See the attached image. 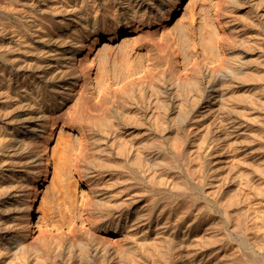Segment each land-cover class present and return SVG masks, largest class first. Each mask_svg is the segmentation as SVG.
Instances as JSON below:
<instances>
[{
	"label": "bare ground",
	"instance_id": "obj_1",
	"mask_svg": "<svg viewBox=\"0 0 264 264\" xmlns=\"http://www.w3.org/2000/svg\"><path fill=\"white\" fill-rule=\"evenodd\" d=\"M73 1H76V0H69L70 3H72ZM117 1H118L117 4H120V6L124 7L126 10L124 13L123 12H117V13L114 12L117 16V19L122 20L120 26L125 27L124 29H128V30L132 29V30L138 31L137 36L139 35V38L137 37L138 42H137V40L135 41L136 44L138 43L135 50L138 47L148 46L149 48L148 49L146 48L148 50V52H147L148 54H146V55L149 56L148 57L149 60L154 59V61L150 60L151 65L144 68L143 66H144L145 62L143 65H141V61L143 60L142 55L139 56V54H137V56L135 55L136 58H133L134 55H132L133 61L130 60L129 63H127V64L124 61L125 62L124 65L125 64L128 65L127 69H124L125 67L124 68L122 67L124 69L123 70L124 72L127 70L126 73H124L123 71L122 72L120 71L119 72L120 75L118 77H117V74L115 75L117 77L116 80H118V81H116V82H118V84L117 83H115V84L118 86L113 87L114 84L112 86L111 81L107 80L109 83L108 82L106 83V80H105L104 83H106L107 85L108 84H110V85L105 86V88H107V90L105 92H104V89H102L103 91L99 90L101 92H99L98 99L95 98L96 100H93L94 98L92 96H90V94L89 95L87 94L84 97L85 100H84V98L82 99V100H84V101H82V102H84V105H82L83 103L80 101L76 103V104L82 103L81 104L82 107L80 106V108H79L80 110L79 109L77 110L78 112L70 111V108H68V111H70V113L66 110L70 114V115H67L66 117H67V119L70 118V122L72 124H78V125L80 124L81 127L83 126V127L87 128V130L90 132H96V130L98 131V128L100 127L99 125L100 124L102 125V123L105 120H107L106 121L107 123H109V124L111 123L112 133H113L114 142H115L114 143V145H115V154L114 155L115 156H114V160L112 162H111V160H109L110 158L109 159L107 158V159L111 164L114 163V164H112L113 165V171L111 170L113 172L112 174H113L114 179H113V177H112V179L114 181L112 183L108 184L106 182V180L102 177L100 178V176L97 177L96 180L92 181V179H94V177L97 176L96 172L98 171V169L100 167H103L100 165H104L105 162L107 163V161H105L107 159H105V160L100 159L103 162L105 161L104 164H100V162H101L100 161V162H98L100 167L96 166L97 160L96 159L93 160L94 157H93V159L91 157H88L90 150L96 152V147L95 148H94V146L91 148H90V146L88 147V145H87L88 143H86L87 141L85 140V138H86L85 137L83 139L86 142L82 140L81 141L82 143L80 144V146L77 147L75 144H72V142L69 144L67 143L66 146L64 147V149L62 150L63 154L61 152H60V154H58V156L63 155V157H60L59 160L64 159L65 161H63L64 162L63 164H67V166L64 165L65 166L64 169L69 170V168H71V167H68V166L74 165L75 170H73V171L76 173H79L78 176H80V173L82 174L80 177H82L81 180L84 183L83 186L84 187L91 186L90 190L92 193L91 192H89V193L91 195H93L90 198V200L86 201V204L84 205V211H82V215L84 216V218L82 217L81 226H74L73 229H70L67 232L68 234L65 232L62 233V234H65V236H67L68 240L66 239V237L65 238L60 237L58 239L56 238V240L53 241V243L55 242V245H51L52 243L50 244L51 248L48 249V255H47L45 250H43V251H45V253H43V251H42L44 244H43V247L41 250L39 249L37 244L35 245V247H32L31 245L28 246V244H27L28 242L26 241L27 242L26 243L24 240V239H27L28 236H25V238H24L23 233H20L21 227L19 228V226L17 224L18 223L16 221L17 218L15 217L16 218L15 219L14 215L11 214L13 211H18L20 206H24V208L26 209V213H28L30 216L34 215L33 206H34L36 196L38 194V192H37L38 188L36 191H33L32 190L33 186H31L30 182H31V180H34L36 178V175L39 173L44 175V176L47 175L49 172V168L45 167V169L43 171L36 168L37 164H39V162L43 161L42 160L43 158L37 157L38 155L35 154L32 146H31L33 144L30 145V143H32V142H30L28 138L30 136H33V135H36L39 133L38 131H40V127L43 124L42 122H44L45 120L51 119L53 121V119L51 117H54L57 114H58L57 117H60L62 119V116H65L66 114H68V113H66V111H63V108L66 105V103H68V101L73 96L72 93L77 88V84L80 81L79 77H81L82 73L86 70V68H84L85 66H82L84 56L81 52L82 48H80V47H85L87 45L86 42L93 33L97 37L96 39L99 40V36L101 35V33H100L101 25H102L101 22H107L108 20H110L113 17L114 13L113 14L109 13L110 12L108 10L109 7L105 6V3L107 2V0L104 2L102 1L101 3L97 4L98 5L97 7H95L96 4L91 7L90 0H83V4H84L83 6L84 7L82 8V6L80 4L78 7V8L81 7L83 9V10H81V8H80L82 14L79 16V19H78V21H79L78 24H80L81 19L83 21L85 20L84 21L85 25H83L84 23L81 24L84 26L83 32H81L82 27H80L78 32H81V34L79 35L78 32H76V29H77L75 27L76 25L74 26L75 27L74 31L76 34L75 33L74 34L71 33V34L73 35V38L77 39V41H75L76 43L71 42L72 44H69L70 42L65 43V41H67L66 37L67 38H69V37L62 35V36H65V37H63L65 39L62 38V41L64 40L63 41L64 43H62L59 46L61 48H63V51L57 52V53H59V55L60 54L61 55H60V58L58 59L59 60L58 65L55 66V68H56L55 71H57V69L59 71L53 73V78L58 77L57 80L54 81L52 83V85L49 84L50 85L49 89H46V88H48L47 85H45L46 82L45 83L42 82L41 83L42 85L41 84L31 85L29 87V89L27 88L26 91H24L23 90L24 88H23L22 89L23 91L18 92V90H17V92H18L17 94H14V95L9 94V95L13 96V98L15 95H16L15 97L18 96V99L15 98V99H17L15 102H17V101L21 102L24 105V107H26L25 104H26L27 100H29V102L31 101L30 99H32L33 102L36 101L34 104L38 106V110H37L38 112L36 113L34 118L26 119L27 117H24L23 113H17V114L15 113L13 118H12V116L10 117L8 115V111H10L12 108H10V110H9L8 107L7 108L5 107L6 109H8V111H7L4 108L0 107L2 109V112L0 111L2 113V115L0 113V115H1V118H0V264H50V263L51 264H120V263L121 264L122 263L123 264H125V263L126 264H133V262L130 261L131 260L130 259L131 258L130 252L132 249L131 247L133 245L135 246L134 241H136V243H137V241L139 242L146 232L145 233L141 232L143 234V236H141V238L139 240H134V238H136L137 235H141V234L135 233L136 237H134V235L132 234V232H133L132 228L134 226H135V228L139 227V226L141 228V226H143L144 224H150V223L152 224L153 233H156V240L155 241L157 244L156 243L155 244L157 245L159 253L161 252V254H167L164 256L162 255L163 258H166L165 256H169L168 253H170V255L173 256V254H171V252L173 251L172 253H174L176 250H178L177 247H179L180 249L182 247V246L180 247V244H179L181 240H179L180 238L177 239L178 235L175 232L176 229L178 227H180L179 224L176 222L177 221L176 219L180 218L181 213L186 209H184L185 207L182 205L184 207L183 208L184 210L182 209V212H181V208H180V212H181V213L179 212L180 216H179V213H177V215H176L177 218L175 216V222L176 223L171 219L167 220V218H168L167 217V215H168L167 205L169 202L168 200L173 197V196L171 197V195L167 194V192L169 190L171 191L173 189V187L175 186V184L178 185L176 180L179 177H183L185 175L184 172H187L188 176L195 178V179H198V182L197 181L196 182L198 183V186L200 188L203 187L204 185L210 186L213 184L215 187H217L216 185L219 186V184L221 186H224L223 183L225 181L227 183V181H229L230 179L232 180L231 177L229 179V176H227V174L229 172H227V174H226V171L228 169V166H226V165H228V164L231 165L235 159H238V158H236L237 155L242 156V154L230 153L229 156H224L223 158H221L223 160L221 161L222 165L221 164H220L221 166L219 165L220 167L214 165L215 168H219V169H215L214 167H212L213 166L212 165L211 166L212 168H206V169H208V171L206 173V170H205L204 164H203L205 162L202 163L203 160L201 159V157H202L201 153H203V152L200 153L199 151H201V149H204L203 147L208 148L209 146H211L213 148V146H216V144H219V143L223 144V142H225V146L234 145L236 147L243 144V141L247 142L246 139L248 140V142L250 141V143H251V139L249 137H247L248 135L247 136L245 135L246 130L245 129L243 130V128L236 126L238 124L234 125V123H233L232 113H235V110L233 109L234 112L232 111V104L235 102H236L235 104H237L238 102L244 103L245 101H248V103L249 102L251 103L252 100L251 101H249V100L252 98L254 99V97L260 99V97L257 96V93L259 92L258 88H260L261 85H264V0H215V7H214L215 10L213 9V11H214L213 14H215V16L212 15L214 17V19L211 18V20L212 21L215 20L217 27L214 28V26H213L214 22L212 23L211 20H209L208 23L205 22L207 24V25L205 24V26H206L205 28L207 30L205 29L204 31H206V32L203 31V29H204L203 26H201L199 28L201 31H203V35L205 36L203 38L201 36L202 34H200L201 38H203L202 41H200V42H197L196 40H194L196 37L192 38V36L196 34L195 33L196 29H194V30L192 29L193 25H191L192 27L190 25H183L184 21H182L180 23L182 26L179 25V27L177 26V28H176V26H174L175 30H174V32L171 33V35L169 33V35H170V36L168 35L169 37L164 32H161L162 36L158 37V35H160L159 30L162 29L160 27L166 26L165 25L166 22H169L173 18V16H174L173 12L175 11V8H177V7L180 8L181 4L184 0H168V1L167 0H117ZM25 4H27V3H25ZM117 4H115V5H117ZM107 6H110V5H107ZM109 9H112V8H109ZM209 9L206 10L207 12H209L208 17L211 16L210 15L211 10L209 11ZM56 10H58V9H56ZM74 10H75V8H74ZM111 12H113V11H111ZM195 15H194V17H195ZM204 15H205V13H204ZM73 16H71V17L73 18ZM52 17L51 18L54 20V16H52ZM184 17H185V15L183 14L182 16H180L178 18L177 21H181V19H183ZM206 17H207V15L204 16L205 21L208 19V18L206 19ZM1 18L4 19V17H2L0 15V19ZM48 18H50V17H48ZM202 19H200V20H202ZM16 20H18V19L16 18ZM47 20H49V19H47ZM191 20L190 21L193 23V19H191ZM111 22H112V20H111ZM203 22L204 21H202L201 24ZM41 23H42V21H41ZM59 23H60V21H59ZM54 24L55 23H53V25ZM109 24H111V23L109 22ZM17 25H18V23H17ZM198 25H199V21H198ZM23 26H25V25H23ZM56 26H57V24H56ZM25 27H27V29H28V26H25ZM46 27H48V24ZM17 28H19V27H17ZM35 28H37V27H35ZM54 28H55V26H54ZM84 28L86 29L85 32H84ZM13 30H15V33H16V29H13ZM17 30H18L17 32H19L20 29H17ZM22 31H23V29H22ZM62 31H64V30H62ZM164 31H166V30H164ZM170 31H172V30H170ZM43 33H45V32L43 31ZM27 34H29V33H26L25 35H27ZM71 34H69V35H71ZM19 36H20V34H19ZM14 37L15 36H13V38ZM28 37H29V35H28ZM11 39H9V41ZM170 39L173 41L174 51H173V47L172 48L169 47V46H171L169 44H172V42L169 43ZM190 39H193V40L190 41ZM25 41L27 42V38ZM178 41L180 44L178 43ZM16 42H15V44H16ZM18 42H19V40H18ZM189 42H193V44H191ZM13 43H10L11 45H9V42L7 43V45L3 43V45H6V46H4L5 49L9 48V46L13 49V47H12ZM184 43H186V44L189 43V44L193 45L192 47L195 49H197V46H199L200 50H198V49L197 50L201 51V49H202L201 52H202L204 59L200 58V55H199L200 53L198 54L197 51L190 53L191 50L188 51L186 48L187 45ZM17 44H20V43H17ZM3 45H2V47H3ZM189 46L190 45H188L187 47H189ZM60 47H59V49H60ZM14 48H16V47H14ZM169 48L172 49L171 51H173L176 55H179V56H181V58L182 57L184 58V63H183L184 65L183 66H181L178 63L177 64L174 63L173 57H171L172 55L169 54L171 52ZM193 48H191V49H193ZM28 49L30 51V47ZM152 49H154L153 52L157 51L155 53V55L156 54L157 55L154 57H151ZM0 50H3V49H0ZM8 50H10V49H8ZM31 50H34V48L33 49L31 48ZM37 50H39V49H37ZM131 50H133V49H131ZM35 51H36V49H35ZM121 51L117 55L118 56L117 58L119 60L121 59V62L116 57H115V60L116 59L118 60V62H116V64H119V62H120L119 65L124 66L122 63L123 62L122 60H126V59L123 57L124 52H121ZM168 51H170V52H168ZM2 52L3 51H0V53H2ZM7 52L8 51H6L5 53H7ZM130 52H129V50H127L125 52V54L128 53L130 55ZM149 52H151V53L149 54ZM25 53H26V51H25ZM168 54L170 55L171 58L168 56ZM18 55H19V53H18ZM16 56H17V54H16ZM16 56H14L15 60L19 59V58H16ZM20 56L21 55H19V57ZM122 57L124 59H122ZM4 58H2V59H4ZM40 58H41V55H40ZM132 58L129 57V59H132ZM2 59L0 61H2ZM10 59H11V57H10ZM9 60L7 58L8 62H9ZM35 60H37V57ZM39 60H41V59H39ZM145 60L146 59L144 58L143 61H145ZM24 61H25V59H24ZM40 62H42V60L39 61L38 63H40ZM22 63L23 62H21V64ZM35 63H36V61H35ZM21 64H20V66L17 65L18 67L17 66L16 67L22 68L23 65L21 66ZM0 65H1V63H0ZM39 65H41L42 67L44 66L41 63ZM2 66H4V65H2ZM24 67H25V65H24ZM33 67H36V64ZM47 67H49V66L47 65ZM61 67L62 68L63 67H65V68L71 67L70 68L71 70H70V72L65 71L66 73L64 74V76L59 77V74L63 70H65V69L61 70L62 69ZM9 68H10V65H9ZM38 68H39V66H38ZM24 69L25 68H23V70ZM43 72H46V71H43ZM2 73H3V70L1 69L0 70V77H1L0 79H1L2 84L3 85L5 84V86L8 85L7 87L11 91L13 90L12 92L15 91V93H16L15 88H17L18 86L15 87L16 84L13 86L11 85V83L8 84L9 81L4 76L5 73H3L4 77L2 76ZM17 73H18V71H17ZM98 74H96V75H98ZM10 75H11V71H10ZM10 75H8L7 77H9ZM41 75H43V73ZM107 75H108V71H107ZM107 75H106V77L109 78V76H107ZM99 76H98V78H99ZM10 78H11V76H10ZM104 78H105V76H104ZM104 78H100L99 82L96 79L97 83H99L100 86L102 84H104L102 81V79H104ZM18 80H19V77H18ZM29 80L26 79V82ZM33 80H34V78H33ZM109 80H110V78H109ZM15 81H17V80H15ZM38 81H39V79H38ZM47 83H48V80H47ZM30 84H32V83H30ZM99 84H97V85H99ZM26 86L28 87V85H26ZM44 86H46V87L44 88ZM100 86L98 88H100ZM19 87H25V86L19 85ZM0 88H1V86H0ZM262 88L263 87H261V89ZM2 89H1V91H2ZM3 91H5V90H3ZM11 91H10V93H11ZM107 91H109L110 93L112 92L113 93V94H111L112 96L109 95V93H107ZM261 92H259V93H261ZM7 93H8V89H7ZM261 95H262V93H261ZM1 96H2V94L0 93V98H1ZM3 96H5V95H3ZM9 98L12 99V97H10V96H9ZM11 99H10V101H11ZM34 99H36V100H34ZM4 101H6V99ZM256 101L257 100H255L254 103ZM6 102L9 103V101H6ZM218 102L223 103V104L221 105L219 103L221 105V107L219 106L220 108H218V109L216 108L218 110L216 115L215 116L213 115V117L210 119L212 114L209 117V116H207L209 112L207 114H205V113H206V111L210 110V109H208L210 107L214 109L215 107H212V106ZM14 104H13V108L16 110L15 107L19 103L15 107H14ZM29 104H31V103H29ZM235 104H233V106ZM35 105H32V106H35ZM5 106H8V105L5 104ZM10 106H11V104H10ZM30 106L28 105V107H30ZM204 106H206L208 110H206V108L204 109ZM215 106H217V105H215ZM238 106H237V108H236V105L234 106L236 108V112H237V110L239 111ZM54 107H60L61 110L58 111V113L56 114L53 111ZM14 109H12V110H14ZM14 111H12V113ZM53 114H54V116H53ZM238 116L239 115H237V117ZM237 117H236V119H237ZM65 118H64V120H65ZM67 121L69 122V120H67ZM235 121L236 120H234V122ZM45 122H47V121H45ZM107 123H105L106 126H107ZM247 126H248V124H247ZM173 132L177 133V135H176V133H175V135H173L174 138H172ZM88 135H83V137L88 136ZM244 135L246 136L245 140H244V137H245ZM250 137H251V133H250ZM221 147L223 148L222 145H221ZM248 147H250V146H248ZM224 149H225V147H224ZM226 149H228V148L226 147ZM234 149H235V147H234ZM211 150L212 149L209 150L210 153H211ZM236 150H237V148H236ZM236 150H233L232 152H235ZM246 150H243V151H246ZM105 151H107V150H105ZM185 151H189L192 155V157H190L191 156L190 155L188 158L190 160V163L188 164V162H187L186 164H188V165L185 164L187 166V168H185L186 171H184V168H183L186 166L185 165L183 167L181 166V161L182 160L185 161V157L189 155V154L186 155ZM222 151L224 152L225 150L222 149ZM105 153H107V152H105ZM213 154H214V152H213ZM171 155H172V157H174V159L171 158ZM105 157H110V156L106 155ZM211 157H212V154H211ZM243 157L242 158L240 157L239 159L242 160ZM101 158L104 159V157H101ZM188 159L186 157V160H188ZM239 159L235 160V161L239 162ZM208 160H210V159L207 158V162H208ZM98 161H99V159H98ZM103 162H101V163H103ZM109 162L107 164H110ZM210 162H212V161H209L210 165L214 164V163H210ZM107 164H105L104 167L107 166ZM110 165H109V167H110ZM206 165H207V163H206ZM210 165H207V166L209 167ZM40 168H42V167H40ZM213 168L215 171L213 170ZM198 169H199V171H201V173H200L201 176H198V172H199ZM65 171L68 172L67 170H65ZM70 173H73V172L71 171ZM66 174H68V173H66ZM66 174H65V176H66ZM100 174H101V172H100ZM109 174H110V172H109ZM68 175H69V177H70V175L72 177L73 174H68ZM69 177H68V179H69ZM73 177H75V176H73ZM183 178H185V177H183ZM68 179H66V180H68ZM75 180H76V178H75ZM75 180H74V182H75ZM77 180H78V178H77ZM178 180H180V179H178ZM231 180H230V182H233ZM62 181L63 180H61V182ZM68 182H70V181L69 180L66 181L65 184L66 183L68 184ZM161 182H162V184L166 182L168 187H166V189H164L165 187L161 188V189H157L156 191L155 190L153 191L150 189V186L155 187L156 185L158 188L160 186ZM230 182H228V184ZM62 183H64V182H62ZM69 184H68L69 186L67 185L68 187H65V188H69L68 192L70 193V189L73 188V186L75 188H77V186L76 185L71 186L72 185L71 182ZM104 184H107V185H104ZM179 184H181V183H179ZM182 185L183 184L178 185V187L182 186ZM184 185H185V189H187L186 184H184ZM226 185H225V187H226ZM62 187H64V186L62 185L61 189H62ZM178 187L176 189H179ZM75 188H73V190ZM167 188H170V189H167ZM182 188H183V186H182ZM180 189H181V187H180ZM212 189H211V191H214ZM214 189H216V188H214ZM220 189H218V190L216 189V191L219 192ZM207 190L205 189V192ZM222 190H227V188L222 189ZM19 191L22 192L21 196L24 197L25 199L30 200L32 198V200H33L32 203L29 204V202H28L27 204H25L24 201L22 202L21 200H19V196H18L20 193ZM61 191H63V190H61ZM66 191L64 193H68ZM71 191H72V189H71ZM232 191H233V188H232ZM232 191L230 193H227L225 191L226 196H224V193H223L224 191L219 192V193H223L222 197H224V198L230 197L232 200H230V198H229V200L228 199H226V200L232 202L233 201ZM74 192L75 191H72L71 192L72 194H70V195L75 196ZM218 192H216V193L213 192V193H214V195H216V194H219ZM163 193H165L166 195H163ZM175 193H178V192L176 191ZM210 193L211 192L209 191V195H210ZM76 194H77V191H76ZM160 194H162L163 196L162 195L159 196ZM70 195H69V197H70ZM150 195H152L154 198L149 203H147V205H143V204L141 205L140 204L141 198L146 200V199H148V197ZM178 195L179 194H177V195L175 194V196H177V197H178ZM181 195H182V193H181ZM219 195H221V194H219ZM219 195H217V196H219ZM16 196H18L17 200H15L17 198ZM72 196H71V200H72ZM182 196H179V197L182 198ZM65 197H66V195H65ZM69 197H66V198L68 199ZM215 197L216 196H214V198ZM219 197L222 198L221 196H219ZM224 198H223V200H224ZM191 199L192 198H190V200ZM219 199L216 198L214 201H210V203H214L217 205L219 204V206L221 203V205H222L221 207L229 208L230 205L228 207L227 206L225 207V205H227V202L224 204L223 201L221 202L222 199L221 200H219ZM175 200H177V199H175ZM175 200H173V201H175ZM9 201L10 202L12 201V202L10 205L8 204V206H7V203ZM183 201L185 203V200H183ZM137 202H138V204H136ZM179 202H181V201L179 200ZM186 202L188 203L189 201L186 200ZM237 202L238 201H236V205L238 204ZM62 203H63V201H62ZM66 203H67V201H66ZM177 203H178V201H177ZM197 203L199 204L198 201H197ZM181 204H183V203H180V205ZM188 204L192 205L193 201H192V203L190 202ZM201 204H206L205 206H207L206 202L205 203L201 202ZM57 205H59V203ZM191 205H190V207H191ZM231 205H233V204H231ZM234 205H235V203H234ZM176 206H177V204H176ZM201 206H203V205H201ZM201 206H199V208L203 209ZM186 207H187V205H186ZM193 207H195V206L193 205ZM54 208L52 207V209H51V210H53V212L51 211L52 214L53 213L56 214V212H54ZM71 208L74 209L72 206H71ZM177 208H178V206L176 207V209ZM199 208L197 209V211L198 210L200 211ZM206 208L203 209L204 215L206 212L205 210H207ZM218 209H219V211L221 210L219 207H218ZM229 209H224V211L223 210L222 211L225 214H228L227 210H229ZM55 210L57 211V207L55 208ZM187 210H188V208H187ZM170 211H168L169 214H171ZM214 211H215V209H214ZM230 211L232 213L231 212H229V213H231V214L234 213V211H232V210H230ZM237 211H238V209L235 212H237ZM61 212H62V210H61ZM175 212H178V209ZM166 213H167V215H166ZM184 213H187V211L183 212L182 214H184ZM210 213H212V212H210ZM64 214H66V212ZM172 214H174V213H172ZM198 214L199 213H197L196 215H198ZM165 215H166V218H165ZM190 215H192V212L189 214V216ZM196 215L193 216L194 220L196 219ZM234 215H235V213H234ZM183 216H185V214ZM208 216L205 215V218ZM213 216H214V213H213ZM216 216H214V217H216ZM228 216H231V215L229 214ZM73 217L74 216H72V218ZM230 218H232V220H233L234 217H230ZM216 219H218V218H216ZM62 220L65 221L64 218H62ZM218 220H215V223L217 221V223L219 224V227L221 228L223 225ZM180 221H181V219L179 220V223H180ZM192 221L193 220H191V222ZM196 222H198V221H196ZM230 222H231V220H230ZM207 223H209V222H207ZM212 223H214V222H212ZM215 223H214V225H216ZM222 223H223V220H222ZM188 224H190V223H188ZM188 224H185V225H188ZM199 224H201V223H199ZM218 224H217V226H218ZM214 225H212V226L214 227ZM217 226H216V230L218 228ZM195 228H197V226H195ZM220 228H219V230H220ZM32 230H34V226H32ZM141 230H143V229H141ZM183 231H185V230H183ZM188 231H190L189 228H188ZM217 231H216V233H217ZM189 233L188 234L186 233V235L188 236ZM160 234L165 235V236H161ZM225 234L223 233V235H225ZM212 235H210V236H212ZM223 235H222V237H223ZM184 236L181 237V239H184L185 238ZM193 236H192V238H193ZM195 236L198 238V235H195ZM132 237H134V238H132ZM217 237L218 236H216V238L214 235L212 236V238H214V239L220 238V237H218V238ZM224 237L226 238V236H224ZM192 238L190 240H192ZM200 238L202 239L203 237H200ZM210 238L211 237H209V239ZM143 239L140 242L143 243V241L146 240V239H144V240ZM148 239H151V238H148ZM242 239H244V238H242ZM151 240L154 241V239H151ZM196 240L199 241L198 239H196ZM147 241H149V240H147ZM173 242H174V244H173ZM194 242H196V241L194 240ZM194 242H191V243L186 242V243L191 245V244H194ZM208 242H211V239L208 240L207 243ZM144 243H147V242H144ZM182 243H184L185 245L184 244L183 245L186 246L185 242H182ZM201 243H203V242H200L199 244L197 242L196 244L201 245ZM188 244H187V246L189 247ZM196 244L192 245L193 247L195 246L193 248L192 253L191 252L185 253L186 251L185 252L183 251V252L185 254H189V253L192 254L191 255L192 258L194 256L197 257V255L199 253V251H198L199 248H198V250H194L196 248ZM143 245H145V244H143ZM151 246H149V247L151 248ZM202 246L203 245H201V247ZM154 247H155V245H154ZM40 248H41V246H40ZM44 248H46V247H44ZM47 248H48V246H47ZM182 248H184V247H182ZM136 249H137V247H136ZM136 249H133V250L136 251ZM147 249L148 248H146V251H149ZM150 251L152 254H153V252L154 253L157 252V250H155L156 251L155 252V251H153V249L152 250L150 249ZM149 252H148V254H149ZM180 252H181V250H180ZM183 252H181V253H183ZM209 252H210V250H209ZM152 254H151V257L154 258L153 257L154 254L153 255ZM190 254H189V256H190ZM208 254H210V253H207V255ZM158 255L156 256V258L161 256V255H159V256ZM175 255H176V253L174 254V256ZM146 256H144V257L146 258ZM172 256L167 257L166 261H164L165 264H166V262L170 263L167 260H169L168 258L173 259L174 256L173 257ZM201 257L202 256H200V259H199L200 261H201ZM204 257H206L205 258V260H206L207 258H209L211 256H209V257L204 256ZM139 258H140V256H139ZM139 258H136V259L138 261H140ZM147 258L149 259V256ZM176 258L178 259L179 257L175 256V259ZM185 258H186V255H185ZM189 258L191 259V257H189ZM132 259H133V257H132ZM136 259H134L135 264H136V261H135ZM184 259L182 258V260H180V261H182L181 264H183V261H185ZM156 260H158V259H156ZM153 261H155V260H153ZM159 261H160L159 263L161 264V261L163 262V259L162 260L159 259ZM175 261L173 260L172 262L175 263ZM192 261H194V259ZM140 262L142 263V261H140ZM197 262L199 263V261H197ZM208 262H210V261H208ZM155 263L157 264L158 261ZM187 263L189 264V262H187ZM206 264H208V263H206Z\"/></svg>",
	"mask_w": 264,
	"mask_h": 264
},
{
	"label": "rangeland",
	"instance_id": "obj_2",
	"mask_svg": "<svg viewBox=\"0 0 264 264\" xmlns=\"http://www.w3.org/2000/svg\"><path fill=\"white\" fill-rule=\"evenodd\" d=\"M93 1L94 0H90L91 7L94 6L95 4H96L95 7H97L98 6L97 4L101 3L102 1L104 2L106 0H101V1L100 0H95L94 2ZM107 2H106L107 4L105 3V6L106 7H109V8H112V9H109L108 8V10L110 11L109 13H112V14L114 12L115 13H117V12H123L124 13L126 11L124 7H121L120 4H117L118 3L117 0H114V1L113 0H107ZM25 3H27V4H25ZM79 4L82 6V8L84 7L83 6L84 5L83 4V0H79V1L76 0V1H73L72 3H70L69 0H0V12H1L0 15L2 17H4V19L3 18L0 19V34H1L0 35V49H3V50H0V51H3L2 53H0V60L5 57L4 59H2V61L4 60L3 62L0 61V63H1L0 70L2 69L3 70V73L6 74V75L4 74V76L8 79V81H9L8 84L11 83L12 86L15 85V84H16L15 87L18 86L17 88H15L16 93H15V91L12 92L13 90L11 91L7 87L8 85L7 86H5V84L3 85L2 82H1V79H0V84H1L0 85L1 86L0 93L2 94V96L0 98L1 99L0 100V107L1 108H4L5 110L8 111V109L10 110V108L14 109L13 108V104L14 103H15L14 104V107L19 103L15 107L16 108V110L14 109L15 111L12 110V109L10 110L11 112L8 111V115L10 117L12 116V118H13V116H14L15 113L16 114L17 113H23L24 114L23 116L24 117H27L26 119H28V118L32 119V118H34V116L38 112L37 111L38 110V106L34 104L36 101L33 102L32 99H30L31 101L29 102V100H27L26 101V104H25L26 107H24V105L21 102H18V101H17L18 103L15 102L18 99V96L15 97L16 96L15 95L14 98H13V96H11L9 94L14 95V94H17L19 91H23V90L26 91L27 88L29 89V87L31 85L41 84L42 82H44V83L46 82L45 85H47V87H48L46 89H49L50 88V85H52V83L57 80L58 77L53 78V73L59 71L58 69H57V71H55L56 70L55 66L58 65V63H59V60L58 59L60 58V55H61V54L59 55V53H57V52L58 51H63V48H61L59 46L62 43H64L63 42L64 40L62 41V38L65 37V36H68L69 38L66 37V40L67 41H65V43H69V42H70L69 44L76 43L75 41H77V39L73 38V35H72V34L75 33V31H74L75 30V27L77 28L76 29V32H78V30H79L80 27H82L81 28L82 29L81 32H83V27H84L83 25H85V22H84L85 20L83 21L81 19L80 24H78L79 23V21H78L79 16L82 14L81 10H83L81 7H80L81 10H80V8H78L79 7ZM115 4H117V5H115ZM107 5H110V6H107ZM73 7L75 8V10H74ZM214 7H215V0L214 1L213 0H211V1L210 0H184L182 2V4H181V7L180 8L179 7L175 8V11L173 12L174 13L173 18L169 22H166V24H165L166 26L160 27L162 29L159 30V34L160 35H158V37L159 36H162L161 35V32L166 33L167 36L169 35V33L171 35V33L174 32V30H175V27L174 26H176V28H177V26L179 27V25H181L180 23L182 21H184L183 22L184 23L183 25H190V26L193 25V27L191 26L192 29L193 30L196 29V31H195L196 34L193 35L192 38L193 37H196L194 40H196L197 42L202 41V39L205 37L203 35V31L206 29L205 28L206 27L205 26V24H206L205 22L208 23L209 20H211V18L214 19V17L212 16V15L215 16V14H213V12H214L213 9L215 10ZM56 9H58V10H56ZM208 9H209V11L211 10L210 11V13H211L210 15L211 16H209V17H208V15H209L208 13L209 12L206 11ZM111 11H113V12H111ZM204 13H205V15H204ZM114 14H113V17L110 20L107 21L108 23L107 22H101L102 25H101V31H100V33H101L102 36L101 35L99 36V40L96 39L97 37L93 33L90 36V38L87 40V42H86L87 45L85 47H80V48H82V51L81 52H82V54L84 56V59H83V62H82V66H85L84 68H86V70L84 69L85 70L84 71L85 73L83 72L84 74L82 73L81 77H79L80 81L77 84V88L73 91L74 94L72 93L73 96L68 101L69 104L66 103V105L63 108V111H66V110L68 111V108H70V111L78 112L77 110L80 108V106L82 107V105H84V102H82V101L85 100L84 97L87 94L88 95L90 94V96H92L94 98L93 100L98 99L99 92L103 91L102 89H104V92H105L107 90V88H105V86L110 85V84H108V85L106 84L108 81H111V85L112 86L114 84L113 87L118 86L115 83L118 84V82H116L118 80H116V79L120 75L119 72L120 71L122 72L124 69H127V66L128 65H126V64L129 63L130 60L133 61V58H136L137 54H139V56L142 55V59L143 60H144V58L146 59L145 61H143V60L141 61V65H143L144 62H145L144 66H143L144 68L145 67H148L149 65H151V61L150 60L154 61V59H150L149 60V58H148L149 56L146 55V54H148L147 53L148 52L147 49L149 48L148 46L138 47L135 50V48H136V46L138 44V43L136 44L135 41L137 40V37L139 38V35L137 36V32L138 31L132 30V29H129L128 30V29H124L125 27H121L120 24H121V21L122 20L117 19L116 14L115 15ZM183 14L185 15V17L183 19H181V21H177L178 18L180 16H182ZM194 15H195V17H194ZM206 15H207L206 19L207 18L208 19L205 21L204 16H206ZM52 16H54V20L52 19L53 18ZM71 16H73V18ZM15 17L18 20H16ZM48 17H50V18H48ZM45 19L46 20L47 19H49V20L51 19V20L50 21L49 20L46 21ZM191 19H193V23L191 22L192 21ZM200 19H202V20H200ZM111 20H112V22H111ZM41 21H42V23H41ZM59 21H60L61 24L59 23ZM198 21H199V25H198ZM202 21H204V22L201 24ZM109 22L111 24H109ZM211 22L212 23L214 22L213 23V26H214V28H216L217 25H216L215 20H213V21L211 20ZM17 23H18V25H17ZM53 23H55V24L53 25ZM47 24H48V27H46ZM56 24H57L58 27L56 26ZM81 24H83V25H81ZM23 25L28 26V29H27V27H25ZM34 26L37 27V28H35ZM54 26H55V28H54ZM201 26H203V28H204L203 31H201L199 29ZM17 27H19V28H17ZM13 29H16V33H15V30H13ZM17 29H20L19 32H17L18 31ZM22 29H23V31H22ZM61 29L64 30V31H62ZM163 29L166 30V31H164ZM48 30L49 31L51 30V31L49 32ZM170 30H172V31H170ZM43 31L45 33H43ZM85 31H86V29L84 28V32ZM25 32L26 33H29V34L25 35L26 34ZM81 32H78V34L80 35ZM204 32H206V31H204ZM18 33L20 34V36H19ZM68 33L69 34L72 33V34L69 35ZM200 34H202L201 36L203 38H201ZM23 35L27 38V42L25 41L26 38ZM28 35H29V37H28ZM62 35H65V36H62ZM13 36H15V37L13 38ZM9 39H11V40L9 41ZM63 39H65V38H63ZM18 40H19V42H18ZM191 40H193V39H190V41ZM2 42L4 44H6V45H7L8 42H9V45H11L10 43H13V42H14L13 45L15 44V42H16V44L17 43H20L21 45L20 44H17V45L15 44L16 46L15 45L14 46L12 45L13 49L8 45L9 48H6L5 49L4 46H6V45H3ZM137 42H138V40H137ZM171 42H172V44H169V45H171L169 47H171V48L173 47V51H174L173 41L170 39L169 40V43H171ZM178 43H179V41H178ZM186 43H184V44H186ZM189 43L193 44V42H189ZM189 43L186 44L187 46L190 45L189 47L186 46L187 50L188 51L191 50L190 53L191 52L193 53L194 51H197L198 54L200 53L199 54L200 55V58L204 59L203 58V55H202V52H201L202 49H201V51H198V50H200V47L199 46H197V49H198L197 50V49L193 48L192 47L193 45H191ZM2 45H3V47H2ZM14 47H16V48H14ZM27 47L28 48L30 47V51H29V49ZM59 47H60V49H59ZM31 48L32 49L34 48V50H31ZM191 48H193V49H191ZM8 49H10V50H8ZM35 49H36V51H35ZM37 49H39V50H37ZM131 49H133V50H131ZM125 50L126 51L129 50V52L131 51L130 52V55L128 53L125 54V52H126ZM153 50L154 49H152V51H151L152 53L149 52V54L150 53L152 54L151 57H154V56L157 55V54L155 55V53L157 51L156 52L155 51L153 52ZM171 50L172 49H170V51ZM4 51L5 52L8 51V52L5 53ZM25 51H26V53H25ZM120 51L121 52H124L123 53V57L126 59V60H122L123 61L122 62L123 65L126 62V64L124 66L119 65L120 62H121V59L119 60L117 58L118 57L117 55L120 53ZM170 51H168V52H170ZM173 51H171L172 53L170 52L169 54L172 55L171 57H173L174 63L175 64L178 63L181 66H183L184 65L183 64L184 63V58L183 57L181 58V56L176 55ZM18 53H19V55H21L20 57H19ZM16 54H17V56H16ZM39 54L41 55V58H40V55ZM169 54H168V56L170 57ZM132 55H134V56L136 55V56L135 57L133 56V58H132ZM9 56L11 57V59H10ZM14 56H16V58H19V59H16L15 60ZM35 56L37 57V60H35L36 59ZM115 57L120 61L119 64H116V62H118V60L116 59L117 60L116 61L115 60ZM123 57H122V59H124ZM129 57L132 58V59H129ZM7 58H8V60L10 59L9 62L7 61ZM24 59H25V61H24ZM39 59L42 60V62H40V63L42 65H44L43 67L41 65H39L40 63H38V62L41 61ZM35 61H36V63H35ZM21 62H23L24 64L23 63L21 64ZM19 63L21 64V66L23 65L22 68L19 67L20 69L17 68L18 67L17 65L20 66ZM35 64H36V67H33ZM2 65H4V66H2ZM9 65H10V68L12 70L9 68ZM24 65H25V67H24ZM47 65L49 67H47ZM38 66H39V68H38ZM122 67L123 68L125 67V68L123 69ZM23 68H25V69L23 70ZM70 68L71 67H67V68L63 67L61 70H63V69H65V70H63L59 74V77H63L64 74L67 71L70 72V70H71ZM10 71H11V75H10ZM17 71H18V73H17ZM43 71H46V72H43ZM107 71H108V75H107ZM126 71L125 72L123 71V72L126 73ZM3 73H2V76H3ZM42 73H43V75H41ZM48 73L49 74L51 73L52 75L51 74L49 75ZM96 74H98V75H96ZM116 74H117V77L115 76ZM8 75H10L11 78H10V76L7 77ZM106 75L109 76L110 80H109V78L106 77ZM98 76H99V78H98ZM104 76H105V78H104ZM18 77H19V80H18ZM33 78H34V80H33ZM100 78H104V79H102L103 83L106 80V83L102 84L101 86H100L99 83H97V81L99 82V79ZM26 79H28V80L30 79V80L26 82ZM38 79H39V81H38ZM96 79H97V81H96ZM15 80H17V81H15ZM47 80H48V83H47ZM30 83H32V84H30ZM97 84H99V85H97ZM19 85H21V86L23 85L25 87H19ZM26 85H28V87ZM99 86H100V88H98ZM45 87L46 86H44V88ZM261 87H263V88L261 89ZM1 89H2V91L3 90H5V91L2 92ZM7 89H8V93H7ZM17 90H18V92H17ZM99 90H101V91H99ZM258 90H259V92L262 91L261 92L262 95H261V93L258 92L259 94L257 93V96L260 97V99L254 97V99L252 98V99L249 100V101L252 100L253 103L252 102L251 103L250 102L248 103V101H245L244 103L243 102H240V103L238 102L237 104L239 106L237 104H235L236 102L233 103V104L236 105V108H237V106L239 107L238 108L239 111L237 110V112H236V108L234 107L235 105L233 106V104H232V111L234 112V110H235V113H232L233 123H234V125L238 124L236 126H238L240 128H243V130L244 129L246 130L245 131V135L246 136L248 135L247 137H249L251 139V143H250V141L248 142V140L246 139V136L244 135L245 136L244 137V140L246 139V141L248 143L245 142V141H243V144H241L238 147H236L234 145L225 146V142H223L224 145L221 144V143L216 144L217 147L216 146H213L214 149L211 146H209L208 148L203 147L204 149H201V151H199L200 153L203 152V153H201V155H202L201 159L203 160L202 163L205 162L203 164H204V168L206 170V173L208 171V169H206V168H212V167L215 168V166L220 167L222 165L221 164V161L223 160L221 158H223L224 156H229L230 153L242 154V156L237 155L236 158L239 159L240 157L242 158L243 156L245 158L243 157L242 160L239 159V162H236L235 160H238V159H235L231 165L230 164L226 165V166H228V169L226 171V174H227V172H229L228 173L229 175L227 174V176H229V179L231 177L232 180L231 179L230 180L233 181V182H230V180H229V181H227V183H226V181L224 182L225 184L223 183L224 186H221L220 184L218 186V185L215 184L217 186V187H215L214 184H213V185H210V186L209 185H204L203 187L200 188L198 186V183H197L198 182V179L192 178V177L188 176L187 172H184L185 175L184 176L182 175V176L185 177V178L179 177L178 179H180V180H178V179L176 180V182H177L178 185L183 184L182 186H183L184 189L182 188V186H179L178 187V185L175 184V186L173 187V189L171 191L169 190L167 192V194L171 195V197L173 196L172 198H170L171 200L170 199L168 200L169 202L167 201L168 202V205H169V206L167 205V213H168V215L166 213V215L168 217L167 220L171 219V220H173L175 222V216L177 215V213L180 212V208H181V212H182V209L185 207L184 209H186V210L183 209L184 210L183 212H186L187 211V213H188V214L187 213H184L185 216H183L184 215V214H182L183 212L182 213L180 212L181 213V217L180 218H177V216H176V218H177L176 219L177 220L176 222L179 224L180 227H178L175 232L178 235L177 239L180 238L179 240H181L180 243H179L180 244V247L182 246L184 248L181 247V249H180L179 247H177L178 250H176L174 253H172L173 252L172 250H171L172 252L171 251L170 252H171V254H173V256L176 253L175 256L176 257H179L178 259L176 258L178 261L175 259V256L173 257L172 255H170V253H168L169 256H165L166 258H163L162 255L164 256V255H167V254H161V252L159 253V250H158L157 245H156L157 243L155 241L156 240V233H153L152 224L150 223V224H144L143 226H141V228H140V226L139 227H136L137 229L135 228V226L132 228V231H133L132 234L134 235V237H136V234L137 233L138 234H141V235H137V237H136L137 239L134 238V237H132V238H134V240H139L141 238V236H143V234L141 232H143V233L146 232L144 234L145 237L143 236L140 241H142L143 238L146 239V240L143 239L144 240L143 243L140 242V241H139L140 243L138 241L136 243V241H134L135 242V246L133 245L131 247L132 249H131V252H130V257H131L130 258L131 259L130 261H132L133 264H135L134 263V259L139 258V256H140L139 259H140V261H142V263L136 259L135 260L136 261V264L137 263L138 264H156L155 262H157V261H158L157 264H160L159 263L160 262L159 259L160 260L163 259V262L161 261V264H163V263L165 264L164 261H166L167 257H171V256L173 257V259L171 258L172 259L171 260L170 258H168L169 260H167V261L170 262V263H167L166 262V264H171V263L172 264H181L182 261H180V260H182V258L184 259L185 258V255H186V258L184 259L185 261H183V264H188L187 262H189V264H191V263L192 264H197L198 263L197 261H199L198 264H206V263H208V264H264V85H261L260 88H258ZM10 91H11V93H10ZM107 93H109V95L113 94L112 92L110 93L109 91H107ZM3 95H5V96L7 95V96L5 97ZM9 96L12 97V99L9 98ZM15 98H17V99H15ZM83 98H84V100H82ZM5 99H6V101H9V103L6 102V101H4ZM10 99H11V101H10ZM34 100H36V99H34ZM255 100H257V101L254 103ZM79 101L82 102L83 104L82 103H81L82 105L81 104H76ZM29 103H31V104H29ZM219 103L220 102L215 103L212 106V107H215L214 109L211 108V107L208 108L210 110H208L207 107L204 106V109L206 108V110H208V111H206L205 114H207L209 112L208 115H207L209 117L212 114L211 117H210V119L213 117V115L214 116L216 115V113L218 111L217 109L220 108L221 105L223 104V103H220L221 104L220 105ZM5 104H7L8 106H5ZM10 104H11V106H10ZM28 105L29 106L30 105L31 106L32 105H35V106L28 107ZM215 105H217V106H215ZM5 107L6 108L8 107V109H6ZM1 108H0V111L2 112V109ZM60 110H61L60 107H54V109H53V111L56 114ZM12 111H14V112L12 113ZM67 111H66V113H68V112L70 113V111H68V112ZM69 113L66 114L65 116H62V119L64 120V118L67 115H70ZM1 115H2V113H1ZM1 115H0V118H1ZM57 115L54 116V114H53L54 117H51L53 119V121L55 120L54 122L51 119L45 120L47 122H45V121L42 122L43 124L40 127V131H38L39 133L36 134V135L30 136L28 138L29 141L32 142V143H30V145L33 144L31 146H32L33 151L35 152V154L38 155L37 157H42L43 158L42 159L43 161L39 162V164H37L36 168L39 169V170H41V171H43L45 169V167H48L49 168V172H48L47 175L44 176V175H42V174L39 173V174L36 175V178L34 180H31V182H30L31 183V186H33L32 187L33 189L31 188L33 191H36L37 188H38V191H37L38 194L36 196V199H35V202H34V206H33L34 215L33 216H30L28 213H26V209L24 208V206H20L21 204L19 205L20 208H19L18 211H13L11 213L12 215H14V218L15 217L17 218V219L15 218V219L18 222L17 224H18L19 228L21 227L20 228V233H23L24 238H25V236H28L27 239H24L25 242L26 241L28 242V243L26 242L28 244V246L31 245L32 247H35V245L37 244L38 247H39V249L41 250L42 247H43V244H44V247H46V248L43 247L42 251L45 250L47 255H48V249L51 248V245H55V242L53 243V241H55L56 238L58 239L60 237L61 238L62 237L65 238L66 237V239H67V236H65V234H62V233H64V232L67 233L70 229H73L74 226H81L82 217L84 218V216L82 215V211H84V205L86 204V201L87 200H90V198L93 196V195H91L89 193V192H91V190H90L91 189L90 188L91 186H87V187H84L83 186L84 183L81 180L82 177H80L82 174L80 173V176H78L79 173H76V172L73 171V170H75L74 169L75 168L74 165L73 166H68V167H71V168H69V170L68 169H64L65 166H67V164H63L64 163L63 161H65L64 159L59 160L60 157H63V155L58 156V154H60V152L63 154V151L62 150L64 149V147L66 146L67 143L69 144V143L72 142V144H75L78 147L82 143L81 142L82 140L83 141L86 140L87 142L86 141L85 142L88 143L87 144L88 147L89 146H90V148L93 147V146H94V148L96 147V152L90 150L89 156H88V157H91L92 159L94 157L93 160H95V159L97 160V165L96 166H99V163L98 162H100L101 160H105L107 158L108 159L110 158L109 160H111V162H112L114 160V156H115L114 155L115 154V145H114L115 142H114V137H113V133H112V126H111V123L109 124V123L106 122L107 120H105L102 123V125L101 124L99 125L100 127L98 128V131L96 130V132H90V131L87 130V128H85L83 126L81 127L80 124L79 125L78 124H72L70 122V118L67 119V117H66L65 120L63 121L60 117H57ZM237 115H239V116L237 117ZM235 116L237 117V119H236ZM67 120H69V122ZM234 120H236V121L234 122ZM105 123H107V126L105 125ZM247 124H248V126H247ZM175 133L176 132H173L172 133V138H174L173 135H175ZM250 133H251V137H250ZM83 135H88V136H84L83 137ZM176 135H177V133H176ZM83 138H85V140ZM221 145L223 146V148L221 147ZM248 146H250V147H248ZM224 147H225V149H224ZM226 147L228 149H226ZM234 147H235V149H234ZM236 148H237V150H236ZM208 149L209 150L212 149L211 150V153H210V151ZM222 149L225 150V151L223 152ZM105 150H107V151H105ZM233 150H236V151L235 152H232ZM243 150H246V151H243ZM212 151L214 152V154H213ZM105 152H107V153H105ZM185 152H186V155L189 154L188 156L185 155L187 157V159H188L189 156L191 155V153L189 151H185ZM211 154H212V157H211ZM106 155H108L110 157H105ZM101 157H104V159L101 158ZM186 157H185V161L186 162L183 161V160L181 161V166L182 167L187 162H188V164L190 163V160L189 159H188L189 161L186 160ZM190 157H192V155ZM204 157L205 158L207 157L210 160H208V162H207V158L205 159ZM171 158L174 159V157H172V155H171ZM98 159H99V161H98ZM108 159L105 160V161H107V163L109 162ZM209 161H212L210 163H214V164H211L210 165L209 164ZM101 162H103V161H101ZM101 162H100V164H104V162L103 163H101ZM107 163L105 162V164H107ZM206 163H207V165H210V166L208 167L206 165ZM110 164H107V166H105V167H104V165H100V166H103V167H100L99 166L100 167L98 169L99 172L98 171L96 172L97 176L94 177V179H92V181L96 180V178L100 176V178L101 177L104 178L108 184L112 183L114 181L113 180L114 177H113V174H112L113 173L112 172L113 171V165L112 164H114V163H112L111 165ZM188 164H186V165H188ZM109 165H110V167H109ZM40 167H42V168L44 167V168L42 169ZM183 168H184V171H186L185 168H187V166L186 167H183ZM214 168H213V170H214ZM215 169H219V168H215ZM65 170H67L68 172H66ZM71 171L73 173H70ZM198 171H199V169H198ZM65 172L68 173V174H73L72 177H71V175L69 177V175L66 174ZM100 172H101V174H100ZM109 172H110V174H109ZM200 173H201V171L198 172V176H201ZM65 174H66V176H65ZM73 176H75V177H73ZM68 177H69V179H68ZM112 177H113V179H112ZM75 178H76V180H75ZM77 178H78L79 181L77 180ZM64 179L65 180L68 179L72 183L71 186H73V185H76L77 186V188H75L73 186V188H75L74 190H73V188H71L72 191H75L74 192L75 193V196L70 195V194H72L71 193L72 192L71 189H70V193H69L68 192L69 188H65V187H68L70 185L69 184L70 182H68L69 185L67 183L65 184V182L68 181V180L65 181ZM61 180H63L62 182H64V183H62ZM74 180H75L76 183L74 182ZM228 182H230V183L228 184ZM179 183H181V184H179ZM161 184H162V182H161ZM161 184H160L161 187L158 185L160 188L159 187L157 188V185H156L155 187L154 186H150V189L153 190V191L154 190L156 191L157 189H161V188H164V187H165L164 189H166V187H168L167 184H166V182L163 183L162 185ZM184 184H186V188L187 189H185V185ZM62 185L64 187H62V189H61V186ZM104 185H107V184H104ZM225 185H226V187H225ZM177 187L179 189H176ZM180 187H181V189H180ZM210 188L212 190H214V191H211ZM214 188H216L217 190L221 188L220 189L221 191L219 190V192L224 191L223 192L224 193V196H226V192L227 193H230L232 191V188H233V191H232L233 195H232V197H233V201L234 202L233 201L232 202L228 201L230 197H228V198L222 197L223 193H219ZM225 188H227V190H222V189H225ZM167 189H170V188H167ZM205 189L206 190L208 189L207 190L208 192L207 191L205 192ZM61 190H63V191H61ZM65 191L68 192V193H64ZM76 191H77V194H76ZM176 191L178 193H175ZM209 191L211 192L210 195H209ZM213 192H215V193L218 192L221 195H219V194L214 195ZM181 193H182L183 196L181 195ZM21 194H22V192H20L19 195H18L19 196V200H21L22 202L24 201L25 204H27L28 202H29V204L32 203V201H33L32 198L30 200L29 199H25L24 197L21 196ZM175 194L176 195L179 194L178 197L175 196ZM65 195H66V197H69V195H70V197L67 199L65 197ZM161 195L162 194H160L159 196H161ZM163 195H166V194L163 193ZM217 195L221 196L222 198H220ZM18 196H16L17 198L15 200L18 199ZM71 196H72V200H71ZM179 196H182V198L179 197ZM214 196H216V197L214 198ZM153 198L154 197L152 195H150L148 197V199H146V200L141 198L140 204L141 205L142 204L143 205H147V203H149ZM190 198H192L191 200L193 201V204L192 205L191 204H188L190 202L192 203V201L190 200ZM216 198L217 199L220 198L219 200L222 199L221 202L223 201L224 204L227 202V205H225V207L226 206L228 207L230 205L229 208L230 207L231 208L230 209L229 208H223V207H221L222 206L221 203H220V206H219V204L217 205V204H214V203H210V201H214ZM223 198H224V200H223ZM175 199H177V200H175ZM182 199L185 200V203H184V201ZM226 199H228V200H226ZM173 200H175V201H173ZM179 200L181 202H179ZM186 200L189 201V202L187 203ZM230 200H232V199L230 198ZM62 201H63V203H62ZM66 201H67V203H66ZM177 201H178V203H177ZM197 201L199 202V204L197 203ZM236 201H238L237 203L239 205L238 204L236 205ZM11 202L9 201L7 203V206H8V204L10 205ZM201 202L202 203H205L206 202L208 207L205 206L206 204H201ZM56 203L57 204L59 203V205H57ZM180 203H183V204L180 205ZM234 203H235V205H234ZM136 204H138V202ZM176 204L178 206V208H177L178 209V212H175V211H177ZM231 204H233V205H231ZM186 205H187V207H186ZM190 205H191L192 208L190 207ZM193 205L196 208L193 207ZM198 205L199 206L203 205V206H201L203 209H205L207 207L206 208L207 210H205L207 213L205 212V215L206 216L209 215L211 218L209 216H208L209 218L208 217L205 218V215L203 213L204 210L203 209H200ZM71 206L74 209H72ZM52 207L53 208L54 207L55 208L57 207V211L54 208V212H56V214L55 213L52 214V212H53V210H51ZM218 207L221 209L220 211H219ZM187 208H188V210H187ZM198 208L200 209V211L198 210L199 212L197 211ZM214 209H215L216 212L214 211ZM224 209H229V210H227L228 211V214H225L223 212ZM237 209H238V211L235 212ZM61 210H62V212H61ZM230 210L234 211L235 215H234V213L231 214L232 212ZM168 211H170L171 214H169ZM190 211L192 212V215L189 216V214L191 213ZM65 212H66V214H64ZM210 212H212V213H210ZM229 212H231V213H229ZM172 213H174V214H172ZM180 213H179V216H180ZM197 213H199V214L201 213V214L200 215L198 214L199 215L198 216V215H196ZM213 213H214V216H216V215L217 216L214 217L213 216ZM229 214L231 216H228ZM166 215H165V218H166ZM194 215H196V219L195 220L193 219V216ZM72 216H74V217L72 218ZM61 217L64 218L65 221L62 220ZM230 217H234L233 220ZM216 218H218V219L220 218L221 220L220 219L218 220ZM178 219L179 220L181 219L180 223H179V220ZM190 219L193 220V221L191 222ZM215 220L220 221L223 226L220 228L219 227V224L217 223V221L215 223ZM222 220H223V223L224 224L222 223ZM230 220H231V222L233 221L232 222L233 224L230 222ZM194 221L195 222L198 221V222L195 223ZM207 222H209V223H207ZM212 222H214L216 225H214V223H212ZM188 223H190V224L192 223V224L190 225ZM199 223H201V224H199ZM185 224H188V225H185ZM217 224H218V226H217ZM212 225H214V227ZM32 226H34V230H32ZM195 226H197V228H195ZM216 226L218 227L217 228L218 231L216 230ZM147 228L148 229L150 228V229L148 230ZM188 228H189L190 231H188ZM219 228H220V230H219ZM141 229H143V230H141ZM183 230H185V231H183ZM216 231H217V233H216ZM186 233L187 234L189 233V235L187 236ZM223 233L224 234L226 233V234L223 235ZM212 234L215 236V238H216V236H218L220 238L217 237L218 239H214V238H212V236H213ZM195 235H198V238ZM210 235H212V236H210ZM222 235H223V237H222ZM161 236H165V235H161ZM183 236L185 237L184 238L185 240L184 239H181V237H183ZM192 236H193L194 239L192 238ZM208 236L211 237L210 238L211 239V242H208L207 243V241L210 240ZM224 236H226V238ZM200 237H203V238L201 239ZM241 237L244 238V239H242ZM148 238L154 239V241H152L151 239H148ZM191 238H192V240H190ZM195 238L198 239L200 242H203V243H201V245H203L202 247L204 249L201 247V245H198L200 242L197 241ZM147 240H149V241H147ZM194 240L196 242H194ZM144 242H147V243H144ZM182 242H185V243L186 242H190V243L191 242H194V244H196L198 242V244H196V248L194 249V250H198V248H199V250H198L199 253H198L197 257L194 256L192 258V256H191L192 254L189 253L190 256H189V254H185V253H188V252H191L192 253L193 248L195 247V246L193 247L192 245H194V244L189 245L188 243H186V246H187V244L189 245V247L188 246L186 247V246H184L185 244L182 243ZM143 244H145V245H143ZM153 244L155 245V247H154ZM173 244H174V242H173ZM148 245L149 246L152 245L151 248ZM40 246H41V248H40ZM47 246H48V248H47ZM136 247H137V249H136ZM146 248H148L147 250H149V251H150V249L151 250L153 249V251L157 250V252L156 251H155L156 253L153 252V254H154L153 255L151 253V251L150 252L149 251H146ZM133 249H136V251L133 250ZM180 250H181V252H183V251L184 252L186 251V252L185 253L184 252L181 253ZM209 250H210V252H209ZM45 251H43V253H45ZM148 252H149V254H148ZM150 253L153 255V257L155 259L151 257V254ZM157 253L159 255H161V256H159ZM207 253H210L208 255L211 256V257H209L207 255ZM143 255L144 256L147 255L146 258ZM157 255L160 258L159 257L156 258ZM148 256H149V259L147 258ZM200 256L203 257V258L201 257V261L199 260L200 259ZM204 256H207L210 259L207 258L205 260L206 257H204ZM132 257H133V259H132ZM189 257H191V259ZM156 259H158V260H156ZM193 259H194V261H192ZM153 260H155V261H153ZM173 260L174 261L176 260L175 263L172 262ZM208 261H210V262H208Z\"/></svg>",
	"mask_w": 264,
	"mask_h": 264
}]
</instances>
